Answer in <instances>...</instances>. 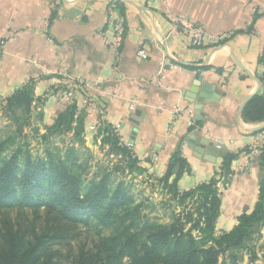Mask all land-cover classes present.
Returning <instances> with one entry per match:
<instances>
[{
    "label": "crops",
    "instance_id": "crops-1",
    "mask_svg": "<svg viewBox=\"0 0 264 264\" xmlns=\"http://www.w3.org/2000/svg\"><path fill=\"white\" fill-rule=\"evenodd\" d=\"M113 5L125 19L118 56L106 23ZM178 17L230 36L217 45L193 46L191 36L175 26ZM0 39V100L5 105L31 81V115L40 132L74 101L84 112V146L96 154L109 151L106 128L120 125L143 169L134 178L155 196L169 197L158 179L181 147L189 171L178 181L179 192L218 181L217 231L231 230L239 214L254 208L263 177L264 121L245 119L242 109L264 94V0H0ZM142 47L147 59L137 56ZM87 95L95 101L83 109ZM92 125L96 130L90 132ZM205 139L216 145L215 156L204 150ZM230 154L236 157L226 179L222 162Z\"/></svg>",
    "mask_w": 264,
    "mask_h": 264
},
{
    "label": "trees",
    "instance_id": "trees-1",
    "mask_svg": "<svg viewBox=\"0 0 264 264\" xmlns=\"http://www.w3.org/2000/svg\"><path fill=\"white\" fill-rule=\"evenodd\" d=\"M119 12L124 15L122 8ZM260 63L264 65V54ZM34 101V86L29 81L7 99L5 108L10 117H16L17 111H31ZM242 115L251 122H263L264 94L252 96L243 106ZM84 126V112H79L73 102L48 129L73 132L74 139L84 146ZM106 131L103 142L109 144L111 152L124 158V165L95 171L92 176L91 163L82 158L74 144L48 148L44 156L34 157L29 150L16 145L15 135L0 138V209L45 210L69 225L93 228L99 236L109 232L100 237L94 250H81L77 264H240L232 251L244 249L249 251L250 264H257L256 253L248 249V243L260 227L264 228V145L259 155L263 177L254 208L239 214L231 230L218 234L222 196L217 180L179 192L178 181L189 171L179 147L158 182L167 191L169 201L189 203L190 207L175 213L170 224L153 221L145 212V201L138 200L133 193L131 183L116 176L119 172L143 173L138 159L120 145L110 127ZM235 157L230 154L223 159L226 179L231 175ZM3 240L0 264H51L48 245L69 239L64 231L34 234L29 239L25 233L8 228ZM223 255L229 263L222 260Z\"/></svg>",
    "mask_w": 264,
    "mask_h": 264
},
{
    "label": "rangeland",
    "instance_id": "rangeland-1",
    "mask_svg": "<svg viewBox=\"0 0 264 264\" xmlns=\"http://www.w3.org/2000/svg\"><path fill=\"white\" fill-rule=\"evenodd\" d=\"M0 100V138L15 135L16 145L23 146L26 150L36 156H44L48 148H66L74 143V136H70L65 132H54L47 129L44 133L40 132L37 126H33V116L31 111L22 113L17 111L15 116L10 117L5 105ZM16 118V119H15ZM80 150L82 158L91 163L92 176L95 171L113 170L117 165H124V158L111 152V150L103 152L99 150L96 154L87 146H77ZM127 182L131 183L133 193L138 200L145 201V212L151 220L163 224H170L175 213H180L183 209H188L190 204H178L177 201H169L163 194L157 193L155 196L149 186H143L135 175L128 172L117 175ZM8 228L19 230L27 235L29 239H33L34 234L48 233L52 234L56 231L66 232L68 234L67 241L56 242L48 245V253L52 256L51 264H77V260L81 250H94L95 244L100 237L109 235L104 231L99 236L95 229L88 228L83 225L72 226L58 220L54 215L47 214L45 210L34 211L30 208L0 209V248L4 245V235ZM222 231H217L220 234ZM196 234V233H195ZM69 242V243H68ZM248 249L256 253V263L264 264V228L260 227L259 232L252 236L248 243ZM237 256L240 264H250V254L247 250L232 251ZM46 261V258H42ZM229 258L222 256V260Z\"/></svg>",
    "mask_w": 264,
    "mask_h": 264
},
{
    "label": "built area",
    "instance_id": "built-area-1",
    "mask_svg": "<svg viewBox=\"0 0 264 264\" xmlns=\"http://www.w3.org/2000/svg\"><path fill=\"white\" fill-rule=\"evenodd\" d=\"M107 25L110 27L112 33H113V38L112 41H110V44L113 47V50L115 51L116 56L119 55V47L122 42V36L125 31V19L123 15L120 14V12L114 7V5L111 7L107 20H106ZM175 26L177 28H182V30L186 33H188L191 36V43L193 46L200 47V46H205V45H217L221 43L222 41H225L230 35L229 34H217L214 32H211L208 30L204 25L196 23V22H190L187 21L185 18L178 17L175 20ZM5 44L4 40L0 39V51L3 48V45ZM137 56L141 59H147L149 57V52L146 47H142L137 51ZM63 74V73H60ZM66 76V74H64ZM80 87L85 89V93H87V83L84 81L79 82ZM96 84H99L97 82ZM67 95H71V93H67ZM72 100H75L72 99ZM95 100L87 95L85 98L81 101L82 103V108H89L92 102ZM74 102V101H73ZM135 106L134 103L131 105V110H134ZM182 108L179 106H176V112H182ZM193 109H189V113L193 114ZM176 117H174L173 120H171L168 125H167V130L170 131L172 129L174 120ZM194 124L193 121H190V125ZM120 125L115 126L114 128V133L118 137L120 145L128 148L130 151L133 150V143L126 141L120 134ZM90 132H93L96 130V127L94 125L90 126L88 129ZM264 145V144H263ZM262 145V146H263ZM134 156L136 157L135 153L133 152ZM161 191L162 192H167L163 187L161 186Z\"/></svg>",
    "mask_w": 264,
    "mask_h": 264
},
{
    "label": "water",
    "instance_id": "water-1",
    "mask_svg": "<svg viewBox=\"0 0 264 264\" xmlns=\"http://www.w3.org/2000/svg\"><path fill=\"white\" fill-rule=\"evenodd\" d=\"M200 100H203V99H200ZM201 108H202V104H201V103H198V104L196 105V111H195V114L197 115V117H196L197 119H201V115H200ZM138 114H139V113H137V115H138ZM203 145L205 146V147H204V150H207L208 155L215 156V155L218 153V149L216 148V145H215L213 142H211V141L205 139V140L203 141ZM197 151L202 152V151H201L200 149H198V148H197Z\"/></svg>",
    "mask_w": 264,
    "mask_h": 264
}]
</instances>
